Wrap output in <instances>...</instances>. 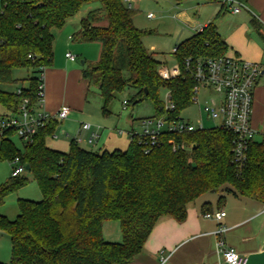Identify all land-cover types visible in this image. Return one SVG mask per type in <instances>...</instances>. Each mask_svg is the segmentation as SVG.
Instances as JSON below:
<instances>
[{
    "label": "trees",
    "instance_id": "16d2710c",
    "mask_svg": "<svg viewBox=\"0 0 264 264\" xmlns=\"http://www.w3.org/2000/svg\"><path fill=\"white\" fill-rule=\"evenodd\" d=\"M93 3L99 7L86 9L73 40L100 46L98 60L85 63L82 75L88 91L98 92L102 113L109 114L116 95L130 90L127 107L149 100L152 118L176 120L191 106L193 81L184 60L226 54L214 23L223 6L200 32L174 48L180 75L162 80L161 63L144 47L146 33L133 25L128 0H0V86L21 85L13 80V70H31L22 97L34 99L39 68L52 60V31ZM162 92L169 94L173 110H164ZM20 101L12 91L0 89V110L14 112ZM58 124L53 121L39 131L23 152L12 139L0 141V160L18 159L27 166L41 194L38 202L18 200L12 221L0 214V232L10 241L8 264H131L159 219L182 222L187 206L210 191L223 189L235 198L264 203V138L248 144L246 163L237 172L233 136L219 128L162 133L159 146L147 154L135 136L125 151L92 152L71 142L69 151L60 153L45 145ZM26 184L24 176H10L0 185V207ZM107 221L118 222L120 243L103 239Z\"/></svg>",
    "mask_w": 264,
    "mask_h": 264
},
{
    "label": "crops",
    "instance_id": "0c3cea01",
    "mask_svg": "<svg viewBox=\"0 0 264 264\" xmlns=\"http://www.w3.org/2000/svg\"><path fill=\"white\" fill-rule=\"evenodd\" d=\"M129 2L130 0H128L130 7ZM218 4L219 9L215 15L222 6V12L226 10L229 12L226 26L222 24L224 14L221 22L219 21L218 25L215 24L219 36L227 46L225 55L259 64L264 69V44L260 38V35L264 36V0H247L244 3L246 8L237 14L226 9L221 2ZM87 12L86 10L85 14L80 13L79 26ZM209 22L196 28L194 34L200 32ZM67 30L52 31L55 35V37L53 35L52 43V60L43 70L44 110L53 114L61 107L70 109L67 119L59 122L54 133L55 137L52 139L48 137L45 140L47 148L60 153H67L71 143L55 142L54 139L58 136L70 137L63 132L64 127L70 119L75 121L83 118L82 111L85 108L88 93V85L82 75L87 62L82 61L83 68H79L74 65L75 61L70 62L65 58V54L70 53L68 49L75 35L70 36ZM81 123H78L77 135L81 132L79 131ZM250 123L255 132L254 141L262 140L264 138V84H259L254 89ZM93 132H96L98 140L99 130L95 129ZM73 140L74 138H71V142H74ZM81 140L83 142V139ZM97 140L94 145H98ZM106 147L104 143L96 152L120 150L115 148L108 151ZM215 211L225 213L219 223L204 217V214ZM219 226L224 227L225 231L215 236L214 233ZM101 233L103 239H107L108 242L121 241L118 222H104ZM218 239H221L226 247L244 255L246 264H264V203L249 198H235L225 193L223 189L213 193L208 192L187 206L186 217L182 222H177L171 217L159 219L141 252L131 264H157L159 251H164L169 256V264H225L217 247Z\"/></svg>",
    "mask_w": 264,
    "mask_h": 264
},
{
    "label": "built area",
    "instance_id": "2783aa9c",
    "mask_svg": "<svg viewBox=\"0 0 264 264\" xmlns=\"http://www.w3.org/2000/svg\"><path fill=\"white\" fill-rule=\"evenodd\" d=\"M167 1V0H163ZM233 14L245 9V5L238 0H218ZM151 14L147 18H151ZM70 62L76 61L70 53L65 54ZM185 71L193 81L191 106L197 105L207 120L216 123V127L233 136L232 159L237 172H240L246 163L248 144L254 140L255 132L251 127V115L254 89L259 84H264V69L259 64L242 60L236 56L223 55L220 57L187 58L183 62ZM36 76V92L34 99L23 96L22 88L17 87L12 92L21 97V101L14 112L3 110L0 112V141L4 138L17 137L23 145L31 143L39 131L53 121L61 122L67 119L70 109L61 107L56 113L50 114L44 110V68H39ZM158 75L162 80H168L180 75V68L175 63L171 68L161 65ZM207 91L212 97L203 104L199 103L200 91ZM162 101L165 111L173 110L174 106L168 93L164 94ZM123 108L127 107L126 101L122 102ZM190 106V107H191ZM141 133H131L138 139L144 154L159 146L158 138L162 133L184 134L204 130L199 116L195 122L180 118L169 120L166 116L157 119H144L141 122ZM91 126L81 123L79 131H90ZM51 137H55L53 134ZM97 140L96 132H92L87 143L94 145ZM74 143L82 142L76 137ZM14 168L11 177L21 176L25 167L18 159L12 162ZM225 213L215 211L204 214L207 219L219 223ZM225 231L219 226L214 235L219 236ZM220 257L225 264H246L244 255L236 253L232 248L226 247L221 239L217 240ZM157 264H169V256L164 251H159Z\"/></svg>",
    "mask_w": 264,
    "mask_h": 264
},
{
    "label": "rangeland",
    "instance_id": "374dc122",
    "mask_svg": "<svg viewBox=\"0 0 264 264\" xmlns=\"http://www.w3.org/2000/svg\"><path fill=\"white\" fill-rule=\"evenodd\" d=\"M217 0H181L176 2L174 0H130V9L133 12L132 22L133 25L145 32V36L142 38L144 47L153 54L154 58L161 65H165L167 68H171L175 64L173 56V49L191 37L195 29L203 23L212 21L215 13L218 11ZM128 5V3H127ZM88 7L91 9L98 8L97 3H93L84 6L80 13L85 14ZM1 8V4H0ZM226 9H228L226 7ZM225 10V9H224ZM227 11V10H226ZM224 11L215 20V24L221 22V17L224 14L222 24L227 25L226 19L229 12ZM151 14V18H147V15ZM80 15V14H79ZM60 28L54 31H62V29H68L70 36L75 34L79 27V16ZM221 24V25H222ZM54 35V34H53ZM55 37V35H54ZM70 54L75 57V66L83 68L81 66L82 61H86L88 65L95 63L99 58L100 46L96 42H70L68 49ZM64 59V58H63ZM32 76L31 70L16 69L12 72L13 80L22 81L21 85H2L0 89L5 91H13L17 87L27 86V78ZM132 92L126 90L122 94L116 95L115 99L110 104L108 111L109 114L104 115L101 111V99L98 92L94 88H90L86 95L85 108L82 111L83 118L74 120H68L64 133L70 137L64 138V136L58 133V137L54 139L55 142L71 143V138L75 139L77 135L78 123L91 124V131H81L77 137L83 139V142L77 144V147L96 152L98 148H102V144L107 145V150H113L118 148L125 151L128 147L131 133L140 134L141 122L144 119H154L153 107L149 100H145L134 107L123 108L122 102L126 101L131 96ZM164 92L160 93V99L165 100ZM212 96L207 92L201 90L198 99L199 103L203 104L204 101L210 99ZM3 110H0L2 112ZM200 116L204 129H210L216 127V123L207 120L206 117L198 111L197 105L183 110L180 113V118L195 122ZM99 130L98 145H90L86 142L93 130ZM83 132V133H82ZM52 139V137H49ZM12 142L17 150L23 152V144L17 137L12 138ZM14 166L8 160H0V185L5 183L9 178ZM22 176L27 179V184L18 189L16 192L8 195L4 200V204L0 207V214L7 217L12 221L18 214L17 201L18 200H30L38 202L41 200V194L34 181L32 175L25 171ZM105 239V238H104ZM107 239H105L106 241ZM114 242V241H111ZM116 242V243H120ZM11 260V249L9 237L0 232V263L8 264Z\"/></svg>",
    "mask_w": 264,
    "mask_h": 264
},
{
    "label": "water",
    "instance_id": "95a60500",
    "mask_svg": "<svg viewBox=\"0 0 264 264\" xmlns=\"http://www.w3.org/2000/svg\"><path fill=\"white\" fill-rule=\"evenodd\" d=\"M81 63H82V62H81ZM144 93H145V95L147 94V92H146V91H145ZM25 171H28V167H27V166H25ZM210 192H212V193H213V192H215V191H210Z\"/></svg>",
    "mask_w": 264,
    "mask_h": 264
}]
</instances>
